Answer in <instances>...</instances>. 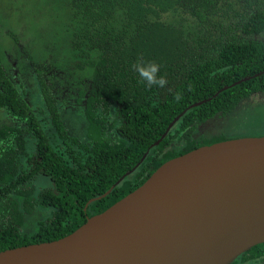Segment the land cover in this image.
Returning <instances> with one entry per match:
<instances>
[{
    "label": "trees",
    "instance_id": "obj_1",
    "mask_svg": "<svg viewBox=\"0 0 264 264\" xmlns=\"http://www.w3.org/2000/svg\"><path fill=\"white\" fill-rule=\"evenodd\" d=\"M9 2L20 11L18 0ZM46 13L54 18L47 40L33 39L22 22L16 27L25 31H9L10 46L47 44L29 47L28 75L10 76L0 48V118L8 119L0 122V252L63 238L166 161L241 138L255 126L232 135L198 128L214 118L225 120L221 132L247 123L248 115L237 119L241 107L254 97L264 102V0H59ZM52 47L59 59H50L58 54ZM137 61L158 63L167 87H146L132 70ZM58 71L64 88L52 90ZM21 80L34 81L35 93L25 98L31 81ZM62 92L64 106L54 96ZM73 113L75 129L65 121Z\"/></svg>",
    "mask_w": 264,
    "mask_h": 264
},
{
    "label": "water",
    "instance_id": "obj_2",
    "mask_svg": "<svg viewBox=\"0 0 264 264\" xmlns=\"http://www.w3.org/2000/svg\"><path fill=\"white\" fill-rule=\"evenodd\" d=\"M130 172L87 205L108 195ZM262 243L264 136L241 137L166 161L69 235L1 251L0 264H230Z\"/></svg>",
    "mask_w": 264,
    "mask_h": 264
},
{
    "label": "rangeland",
    "instance_id": "obj_3",
    "mask_svg": "<svg viewBox=\"0 0 264 264\" xmlns=\"http://www.w3.org/2000/svg\"><path fill=\"white\" fill-rule=\"evenodd\" d=\"M59 0H18L20 4V11H16V7H11V3L9 0H0V6L3 8L4 13H0V48L1 52L4 58V62L6 65H9L11 70L12 65L14 67V73L20 72L22 70V77L24 76V73L28 71L26 68V65L30 64L31 62L28 61V58L31 54V50H29V47L33 45V48H43L42 50H46L47 44H44V42L39 40H47L48 36L50 35V29H47L45 25H47V21L54 19L50 15L46 13V8H52L54 7V4L58 2ZM20 22L26 24L29 28V34L33 39H39L34 41H25L17 44V47L10 46V39L12 38V34L9 32L15 31V29H22L20 27H16ZM28 22H30L31 26L28 25ZM53 30V28H51ZM22 31H25L22 29ZM7 34L8 36H5ZM37 46V47H36ZM51 49V52L53 54L58 53L56 47L49 48ZM60 56V54H56L50 59H55V57ZM57 59H59L57 57ZM49 62V59L47 60ZM68 60L63 57L64 66L68 68ZM56 64L55 62L48 63V66L50 64ZM63 65V63H62ZM16 70V71H15ZM30 70L26 75H28ZM61 74V78L56 77L59 80H66L64 79V74L62 71H58L55 75ZM55 78L54 81H57ZM12 79V78H11ZM28 81V80H26ZM25 85H27V82H24ZM55 89H57L55 87ZM76 113H73L71 115H65V121L68 123L70 127L73 129L78 128L80 125V122L78 121ZM237 119H240L242 117L247 116V123L240 122L237 124H232L228 128H226L224 131L221 132V129L225 125V120L223 121L222 118L211 120L209 121L208 126H203L201 128L200 132H209V133H228L229 135H232L235 133V130L230 131L232 128L242 127L244 124H249L252 126H255L253 129H244L241 130L242 137H258V136H264V102L260 97H254L250 99L248 102H246L241 109L237 113ZM8 121V119L1 117L0 122ZM73 134V132H71ZM70 133V134H71ZM74 135V134H73ZM38 218L37 215L31 216L30 221H36Z\"/></svg>",
    "mask_w": 264,
    "mask_h": 264
},
{
    "label": "flooded vegetation",
    "instance_id": "obj_4",
    "mask_svg": "<svg viewBox=\"0 0 264 264\" xmlns=\"http://www.w3.org/2000/svg\"><path fill=\"white\" fill-rule=\"evenodd\" d=\"M14 67L15 66L12 65L11 70H9L10 76H12L13 73H14ZM33 69H34V66H31V70H32L33 74L36 75V73H34ZM7 71H8V69H7ZM35 72H37V71L35 70ZM15 74L17 75L16 72H15ZM16 78L17 77H12V81H14V83L21 84V82L18 79H16ZM21 81L27 82L26 80H21ZM28 81H31V84H29L28 87H24L23 86L24 94L26 96L25 98H27L28 95H30L31 93H35V91L37 90L34 87V85H35L34 81H32V80H28ZM54 83H55V85L53 86L52 90L55 87L57 89L63 90V88H64V80H59L58 79L57 81H54ZM21 85H23V84H21ZM54 96H55V99L59 102L60 106H62V105L64 106L65 103H68L67 101H65V97L66 96H65V94L63 92L60 93V94H54ZM75 105L79 106V104H75ZM213 120H215V118L212 119V121ZM209 121L211 122V120H209ZM209 121H207L206 123H203L202 125H200L199 128H198L199 131H201V128L203 126H205V125L208 126L209 125ZM67 126H69V125H67ZM87 206L84 208L85 210H86ZM230 264H264V243L258 244L256 246L250 248L249 250L245 251L244 253L239 255L237 258H235Z\"/></svg>",
    "mask_w": 264,
    "mask_h": 264
},
{
    "label": "clouds",
    "instance_id": "obj_5",
    "mask_svg": "<svg viewBox=\"0 0 264 264\" xmlns=\"http://www.w3.org/2000/svg\"><path fill=\"white\" fill-rule=\"evenodd\" d=\"M161 66L155 61H137V63L132 65V70L135 71L141 82L148 88H160L163 89L167 87V78L161 75ZM181 97L176 96L179 100Z\"/></svg>",
    "mask_w": 264,
    "mask_h": 264
}]
</instances>
